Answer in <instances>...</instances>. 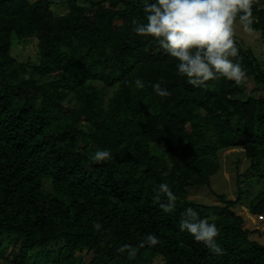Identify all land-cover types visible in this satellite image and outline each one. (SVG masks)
I'll return each mask as SVG.
<instances>
[{
	"label": "trees",
	"instance_id": "trees-1",
	"mask_svg": "<svg viewBox=\"0 0 264 264\" xmlns=\"http://www.w3.org/2000/svg\"><path fill=\"white\" fill-rule=\"evenodd\" d=\"M143 3L0 0V264H264L234 211H264V94L241 98L248 79L264 88V58L234 37L245 78L193 86L136 34ZM260 3L251 29L264 41ZM33 39L36 63L12 55ZM244 146L263 184L251 200L240 188L233 200L212 192L220 204L188 199L187 188H210L220 151ZM97 150L111 158L94 162ZM161 183L177 197L170 211ZM189 207L217 225L222 254L180 230ZM149 234L159 242L141 246Z\"/></svg>",
	"mask_w": 264,
	"mask_h": 264
},
{
	"label": "clouds",
	"instance_id": "clouds-1",
	"mask_svg": "<svg viewBox=\"0 0 264 264\" xmlns=\"http://www.w3.org/2000/svg\"><path fill=\"white\" fill-rule=\"evenodd\" d=\"M255 2L256 0H144L146 22L136 24L135 32L139 36L156 39L163 51L178 61V74L187 77L188 83L193 86L202 87L218 75L240 83L246 72L233 59L239 56L234 40V23L238 18L244 30L251 31ZM134 84L137 89L145 86L140 78ZM152 87L161 98L171 95L160 83ZM110 158L109 150H97L93 157L96 163ZM158 193L167 196L168 203L162 207L166 211L172 210L177 197L169 185L161 183ZM184 216L179 224L180 230L187 231L214 253L222 254V248L216 242L219 235L217 225L207 219H197V213L191 207L185 210ZM94 227L99 229L101 225L97 223ZM158 242L157 236L149 234L141 242V246L145 243L155 246ZM134 255V251L129 252L130 258Z\"/></svg>",
	"mask_w": 264,
	"mask_h": 264
},
{
	"label": "rangeland",
	"instance_id": "rangeland-1",
	"mask_svg": "<svg viewBox=\"0 0 264 264\" xmlns=\"http://www.w3.org/2000/svg\"><path fill=\"white\" fill-rule=\"evenodd\" d=\"M52 1L57 3L61 0ZM64 6L65 4L63 3L60 6L61 9H57L56 12H63L64 10L62 11V7ZM252 18L255 19L253 16ZM234 32V37L243 47L250 49L258 59L264 58V41L260 38L258 31H245L240 21L236 20L234 23ZM37 51L36 39H33L26 48H22V46L19 47L17 44L12 46V55L19 61L28 60L29 62L36 63L38 61ZM258 94L263 95L264 88L257 86L252 80H246L242 87L241 98L245 99L248 96H256ZM219 159L221 166L219 171L210 177V188L206 185L193 186L195 188L191 189L188 188L187 197L189 200L211 204L212 200H215L216 198L212 192L224 194L228 199L233 200L235 199L239 188L247 194L248 200H251L263 188V184L260 181L252 179V177L255 178L257 176V173L249 171L250 156L249 150L245 146L222 150L219 152ZM244 173L246 175L241 182H238V176ZM245 180H251V185L247 184V181L245 182ZM210 193L213 196H210ZM216 204H219V202ZM236 210L243 217V220H245V222L243 221V226L245 228H252L253 231H257L258 236L262 237L258 240L261 244H264V211L260 216L257 214H251L246 206L236 207ZM257 234H254L255 238H258ZM88 259L89 257L86 256L85 260L88 261Z\"/></svg>",
	"mask_w": 264,
	"mask_h": 264
},
{
	"label": "crops",
	"instance_id": "crops-1",
	"mask_svg": "<svg viewBox=\"0 0 264 264\" xmlns=\"http://www.w3.org/2000/svg\"><path fill=\"white\" fill-rule=\"evenodd\" d=\"M191 188H195V187H193V186H191V187H189V189H191ZM188 189V188H187ZM205 193V192H204ZM210 196H213V195H211V193L209 194ZM215 201H217V202H219L218 201V199L217 198H215V200H212V203L211 204H207V203H203V202H196V203H199V204H206V205H215L217 202H215ZM219 204H220V202H219ZM236 207H242V206H235L234 207V211L238 214V215H240L239 214V212H237V210H236ZM241 216V215H240ZM242 217V216H241ZM243 218V217H242ZM244 222H245V220H243ZM244 227V226H243ZM245 228V227H244ZM246 229H250V230H253L252 228H246ZM254 234H257V232L256 233H252V234H250V239H253V240H256V241H258L259 243H260V241L258 240V239H261L262 237H260V236H258V234H257V237L258 238H255V236H254Z\"/></svg>",
	"mask_w": 264,
	"mask_h": 264
},
{
	"label": "built area",
	"instance_id": "built-area-1",
	"mask_svg": "<svg viewBox=\"0 0 264 264\" xmlns=\"http://www.w3.org/2000/svg\"><path fill=\"white\" fill-rule=\"evenodd\" d=\"M258 9L264 11V0H261V3H260V5L258 6ZM260 216H261V215H260Z\"/></svg>",
	"mask_w": 264,
	"mask_h": 264
}]
</instances>
